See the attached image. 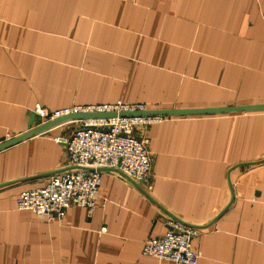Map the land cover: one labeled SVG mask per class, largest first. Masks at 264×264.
<instances>
[{
	"label": "crops",
	"instance_id": "crops-1",
	"mask_svg": "<svg viewBox=\"0 0 264 264\" xmlns=\"http://www.w3.org/2000/svg\"><path fill=\"white\" fill-rule=\"evenodd\" d=\"M117 101L163 111L264 105V0H0V143L28 131L37 104ZM75 126L0 151V264H173L141 255L169 217L199 230L198 264H264V111L148 126V194L104 171L92 213L18 210L21 192L67 167L56 139Z\"/></svg>",
	"mask_w": 264,
	"mask_h": 264
},
{
	"label": "built area",
	"instance_id": "built-area-1",
	"mask_svg": "<svg viewBox=\"0 0 264 264\" xmlns=\"http://www.w3.org/2000/svg\"><path fill=\"white\" fill-rule=\"evenodd\" d=\"M147 110L143 104L122 101L73 105L56 111H47L41 105H35L32 111L34 122L39 120L40 125L74 115L114 116L74 120L76 126L71 136L67 140L56 139L64 145L67 167L51 176L42 187L21 192L16 199L17 209L49 219L63 217L71 207H80L92 213L100 204L102 169H110L118 177L124 175L139 183L148 194L153 183V155L146 129L163 117L119 116L121 113ZM165 225L166 231L162 236L144 242L141 255L173 264H198L201 254L192 249V240L199 237V230L170 217Z\"/></svg>",
	"mask_w": 264,
	"mask_h": 264
},
{
	"label": "water",
	"instance_id": "water-1",
	"mask_svg": "<svg viewBox=\"0 0 264 264\" xmlns=\"http://www.w3.org/2000/svg\"><path fill=\"white\" fill-rule=\"evenodd\" d=\"M258 111H264V105H254V106H244V107H230V108H218V109H198V110H169V111H163V110H147L143 112H134V113H121L119 116H130V117H168V116H185V115H218V114H228V113H248V112H258ZM114 116V114H100V115H74L69 117H64L43 125H40L38 127L34 126V115L33 113L30 115V119L28 122V131L16 136L12 139H8L6 141H3L0 143V151L13 146L31 136H34L38 133H41L49 128H52L54 126H57L64 122L79 120L85 117H110ZM102 171H112L110 169H102ZM114 172L118 173V171L113 170ZM124 178H127L126 176L122 175ZM130 180V179H129ZM172 219H175L179 221L178 219L174 217H170ZM181 223L196 228L195 226L186 224L182 221Z\"/></svg>",
	"mask_w": 264,
	"mask_h": 264
}]
</instances>
